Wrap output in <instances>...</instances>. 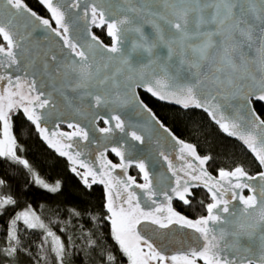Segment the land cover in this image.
Returning <instances> with one entry per match:
<instances>
[{
  "label": "snow or ice",
  "instance_id": "6c2138e0",
  "mask_svg": "<svg viewBox=\"0 0 264 264\" xmlns=\"http://www.w3.org/2000/svg\"><path fill=\"white\" fill-rule=\"evenodd\" d=\"M39 3L51 19L37 15L24 0H0V158L29 166L27 160L17 156V141L11 132L10 113L22 110L53 148L74 164L77 162L79 153L74 157L64 150L72 145L59 146V141L50 139L48 129L41 126L42 119L51 118L56 111L53 92L67 99L65 89L83 90L81 100L90 97L91 104L109 108L105 123H115L99 129L104 133H111L113 128L124 132L125 121L111 112L130 107L128 128L155 133L157 144L161 138L171 140L181 160L194 157L199 166L187 163L179 169L184 173L180 177L168 156L159 152L176 179L175 186L163 191L164 202L157 203L153 197L158 193L144 160L137 164L144 174V184H136L132 177L114 182L108 169L117 165L110 161L101 164L99 176L81 162V167L88 169L83 174L77 172L84 184L89 188L95 183L105 186L112 237L129 264H264V170L255 175L243 167L220 170L219 179L214 180L204 168L211 157L202 158L193 144L178 139L136 91L141 88L152 97L185 109H202L223 133L240 140L264 168V119L252 103L255 100L264 112V0ZM52 21L57 27H52ZM92 26L106 27L110 45L99 41L90 31ZM53 36L58 38L57 50L41 49V43ZM15 72L23 75L14 77ZM50 85L53 92L46 93ZM43 109L47 111L41 113ZM75 111L82 114L80 109ZM136 117H141L142 122L131 123ZM68 127L74 129L71 134L59 135L69 140L73 136L88 140V131L79 124L69 123ZM129 135L140 144L145 142V137L135 130ZM112 151L124 160L119 148ZM119 166L126 169L129 165ZM72 171L76 172V168ZM35 182L49 191L58 190V186L50 188L38 176ZM132 185L143 190L141 195L131 190ZM194 187L206 188L212 202L206 205V215L189 219L173 209L172 200L178 198L190 205L188 197ZM245 189L250 193L247 197L242 195ZM141 196L145 197L146 207H141ZM15 204L10 196L0 197V213L4 206ZM20 220L28 228H45L31 211L19 213L11 221L9 246L0 248V256L14 257L18 249L24 251L16 232ZM173 225L192 232L180 239L174 231H164ZM148 229V235L142 234ZM48 237L59 264H63V242L51 231ZM190 239L193 243H189ZM173 245L178 246L177 250L169 252ZM91 246L95 247V241ZM104 260L105 264H114L115 257L109 253Z\"/></svg>",
  "mask_w": 264,
  "mask_h": 264
},
{
  "label": "trees",
  "instance_id": "16d2710c",
  "mask_svg": "<svg viewBox=\"0 0 264 264\" xmlns=\"http://www.w3.org/2000/svg\"><path fill=\"white\" fill-rule=\"evenodd\" d=\"M24 1L33 11L45 14L36 0ZM140 94L166 127L193 143L202 156L211 157L208 166L213 173L232 171L236 167H243L250 175L261 171L257 161L239 143L223 134L204 113L183 111ZM255 108L264 119L260 107L255 104ZM12 132L18 143L17 156L27 160L29 166L0 158V179L4 180L0 197L10 196L16 200L15 205L4 206L0 213V248L9 246L7 238L12 219L31 209L63 242V264H105L104 256L109 253L115 257L114 264H129L112 237L102 188L87 187L82 175H77L85 170L73 172L66 160L44 144L25 116L19 114L12 118ZM37 176L52 184L60 183V189L50 192L39 187L35 182ZM16 232L24 251L18 249L14 257L0 256V264H59L45 232L28 228L20 221ZM92 241L95 247L91 246Z\"/></svg>",
  "mask_w": 264,
  "mask_h": 264
},
{
  "label": "water",
  "instance_id": "95a60500",
  "mask_svg": "<svg viewBox=\"0 0 264 264\" xmlns=\"http://www.w3.org/2000/svg\"><path fill=\"white\" fill-rule=\"evenodd\" d=\"M94 28H98V27L92 26L90 28V31L93 34H94V32H93ZM99 28H103V27H99ZM37 35L39 36L40 34L38 33ZM109 38L111 39V37H109ZM57 39L58 38L53 36L50 39H48L47 41L41 43V45H40L41 49H47L48 47H51L53 49V51L55 52L57 50V45H56ZM99 41H101V40L99 39ZM12 74L15 77V75H23V72H15ZM59 86H60V81L57 80L56 81V87H59ZM82 91L83 90H78L76 92H73L71 89H65V93H66V97H67V99H65V97L61 96L59 93L53 92V88L51 85L49 87H47L45 89V92L46 93L53 92V99L57 105V108H56L54 115L51 118L42 119V121H41V126L46 127L48 129V134L49 133H57V136H60L59 135L60 133L71 134L74 131L73 128L68 127L69 123L79 124L80 127L84 128L86 131H88V140L87 141L83 140L81 137H78V136H73L71 138V140H69L67 137H65L67 139V142L69 144H71L72 147L69 149H64V150L68 151L70 153V155H72L74 157H76V153H79V156L76 157L77 162L74 164L73 161L70 160L68 156L61 155L60 152L57 151L56 148H53L48 143V141L44 139V136L40 134L39 130L36 129L40 139L50 149L55 151L57 156L66 160L70 166L75 167L76 169H84L83 167H81V162H83L84 164H87L90 168H92L94 171H96L98 173V176H99V173L102 171L99 160H98L99 154H101V153H108V152L112 153L122 163L128 164L129 165L128 167H130V166H136L137 167L138 162L140 160H144V163L146 164L147 171L149 173V179L152 182V186H153L154 190H156L158 193L155 200L157 202H159L163 196V191L169 190L170 187L175 186V184H174L175 177L170 172L167 161H165L162 157H160L158 155V153L162 151L168 157L173 156L174 158L179 160L180 156H179L178 148L173 147V142L171 140H164L162 138L160 139L159 144H157L158 137L155 133H150V132L144 131V130L139 129V128H136V129L128 128L129 117H128L127 113L130 111V107L119 109L115 112H111V115H120L121 119L125 121V131L124 132H121L119 129H116V128H113V131L111 133L101 132L99 129L107 128L110 125H114V123H115L114 120H110L109 124L105 123V119L108 118V115L110 113V109L103 107V106L97 107L94 104H91V98L90 97H86L84 100H81L79 98V96H80V93ZM136 91L139 94V98L141 100H143V99H142L140 93H143V94H146L147 96H149L150 98H152L154 101L161 103V104H164V105L173 106V107L181 109L183 111H190V110L200 111V112L204 113L205 115H207V117L209 118L211 123L216 125L215 122L211 120L208 113L204 112L202 109L194 108V107H189V108L185 109L181 105L176 104L174 102L162 101V100H159L155 97H152L150 94L145 93V91L141 88H137ZM252 103H253L254 107H255V104H257V102L255 100H253ZM76 109H80L82 114L77 115L76 111H75ZM40 111H41V113H44L47 111V109H43ZM260 118H261V116H260ZM157 119L161 123H163L158 117H157ZM94 120L96 121L95 123H93ZM141 122H142L141 117H136L135 119L131 120V123H134V124H138ZM101 123H103L104 127H102L100 125ZM56 125H58V127ZM33 126L35 127V125H33ZM62 126L66 127L68 131L62 130L61 129ZM133 130L137 131V134L143 135L145 137V142L143 144H140L138 141H134L131 139L129 133ZM226 136L229 139H232V140L236 141L237 143H239L257 161V163L259 165V162L255 158V155L253 153H251V151L249 149H247V147L240 140H238L235 137H230L227 134H226ZM113 148H119L121 151L124 152V160L123 161L121 160V158L119 156L116 155L115 152L112 151ZM188 158L192 159L195 162L196 167L199 166V162L197 160H195L194 157H188ZM259 167H260L261 171L264 170V168H261L260 165H259ZM204 168L207 170L206 164L204 165ZM85 169H87V168H85ZM139 171H140V169H139ZM140 173L142 174V178L144 179V174L141 171H140ZM89 178L92 179L91 176H89ZM216 179H219V175ZM97 184L104 188V191H105L104 193H105V197H106L105 186L103 184H100V183H97ZM194 188H196V187H194ZM205 190L208 193L206 188H205ZM245 192H248V194L246 195ZM136 193H137V195H141V192H139V191H136ZM169 194H171V193H169ZM242 195L247 197L248 195H250V193L247 189H245V190H243ZM209 196H210V194H209ZM225 198H228V197H225ZM237 204H238V202H237ZM141 206L146 207L144 196H141ZM146 210H147V208H146ZM140 227H141V229H143V225H141ZM164 231H174L176 236L180 239H183L185 234H189L192 232V230H190V229H178L176 225H173L171 230H164ZM149 233H150V229L142 231V234H144V235H148ZM189 243H193V241L190 239ZM242 243H246V241H242ZM177 248H178V246L173 245L172 247H170V249L168 251L174 252L177 250Z\"/></svg>",
  "mask_w": 264,
  "mask_h": 264
},
{
  "label": "flooded vegetation",
  "instance_id": "af4514ba",
  "mask_svg": "<svg viewBox=\"0 0 264 264\" xmlns=\"http://www.w3.org/2000/svg\"><path fill=\"white\" fill-rule=\"evenodd\" d=\"M36 2L40 6V8H42L45 11L44 15H40L39 13L36 12L37 15H39L42 18L51 19V15L46 10V8L41 3H39V0H36ZM52 27L53 28L57 27L55 25L54 21H52ZM93 32L105 45H110L111 39L107 35L106 27L94 28ZM19 114L25 116L23 114L22 110H20V111H14V113L12 114V118L18 116ZM12 118H11V124H12ZM101 124H103V123H101ZM102 127H104V125ZM61 129L64 130V131H68L67 128L64 127V126H62ZM223 134H225V133H223ZM49 138L53 139L54 141H59V146H62L64 144H69L67 142V139L65 137H62V136H57V135L56 136H52V133H49ZM178 138L180 140H183L186 143H190L189 141H187V140H185L183 138H180V137H178ZM191 144H193V143H191ZM195 149H196L197 154L203 158L204 156H202L199 153V151L197 150L196 147H195ZM50 150H52V149H50ZM53 152H55V151H53ZM168 158L171 161V164L174 166V169L177 170V174L180 177H184V173L179 171V169L181 167L186 166L187 163H192L194 166H196L195 162L192 159L188 158V157H186L185 160H181V159L178 160V159L174 158L173 156H169ZM98 160H99L100 166H101L102 163H107L109 161L111 162V164L117 165V167H115V168L108 169V171H110V173H111V177L114 178V182H115L116 179L127 180L128 177H132L136 181V184H144L145 183L144 179L142 178V174L140 173L139 169L136 166H130V167H127L126 169L121 168L119 165H121L122 162L110 152L103 153V156H101V154H99ZM167 163H168V161H167ZM206 168H207V172L213 177L214 180H216V178L219 175V172H217V174L213 173L209 169L208 162L206 163ZM81 170H85V172H87V169H85V168L81 169ZM101 170L103 171L102 168H101ZM169 170L172 173L173 169L169 168ZM175 179H176V177H175ZM89 181L91 183L92 179L89 178ZM92 185L102 188L103 192H105L104 188L102 186L98 185L97 183L92 184ZM131 190L135 191V192L139 191L141 193L143 191L142 189L137 188L135 185H132ZM245 194L247 195L248 192H245ZM104 195H105V193H104ZM188 198L192 201V203L190 205H185V204H183V202L179 201L178 198H174L172 200L173 209L175 211L179 212L181 215H184L185 217H187L189 219H196V218H199L200 216H204V215L207 214L206 213V205L208 203H211L212 201H211V198H210L209 194L206 192L205 188H203V187L193 188L192 189V195L189 196ZM153 199H156V197H153ZM105 200H106V197H105ZM201 201L203 203H199ZM117 202H119V201H117ZM163 202H164V197L162 196L161 200L159 202H157V203H163ZM108 215H109V213H108ZM198 264H202V261H198Z\"/></svg>",
  "mask_w": 264,
  "mask_h": 264
},
{
  "label": "rangeland",
  "instance_id": "374dc122",
  "mask_svg": "<svg viewBox=\"0 0 264 264\" xmlns=\"http://www.w3.org/2000/svg\"><path fill=\"white\" fill-rule=\"evenodd\" d=\"M13 113H14V112H13ZM13 113H10V121H11V118H12V114H13ZM11 132H12V124H11ZM12 134H13V132H12ZM0 139H3V135H2V123H0ZM17 152H18V143H17V148H16V154H17ZM22 160H23V159H22ZM39 179H40V178H39ZM40 180H42V179H40ZM42 181L44 182V184L49 185L50 188H51V187H57V186H58V190L60 189V183L52 184V183H49V182H47V181H45V180H42ZM36 184H37L39 187H41V188H43V189L49 191L48 188H44L41 184H38V183H36ZM58 190H57V191H58ZM50 192H52V191H50ZM55 192H56V191H55ZM25 211H31L32 213L35 214L36 217H39V216L37 215V213H36L34 210L26 209V210H24V211H22V212H25ZM22 212H20V213H22ZM39 221L43 223V221H42L40 218H39ZM20 222L24 223L23 220H20ZM43 224H44V223H43ZM44 225H45V224H44ZM35 229L45 232L46 235H47V232H48V231H51L46 225H45V228H43V229H41V228H35ZM51 232H52V231H51ZM49 239H50V241H51V238H50V237H49Z\"/></svg>",
  "mask_w": 264,
  "mask_h": 264
}]
</instances>
